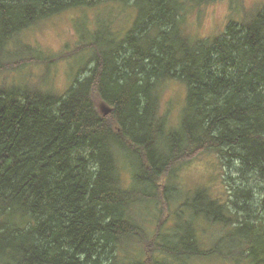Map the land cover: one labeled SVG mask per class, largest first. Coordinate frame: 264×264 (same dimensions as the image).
<instances>
[{
	"label": "trees",
	"instance_id": "obj_1",
	"mask_svg": "<svg viewBox=\"0 0 264 264\" xmlns=\"http://www.w3.org/2000/svg\"><path fill=\"white\" fill-rule=\"evenodd\" d=\"M106 1L137 7L135 24L121 39L86 44L97 53L84 78L63 94L45 80L0 82V264H189L217 254L264 264V215L240 207L234 215L241 197L207 191L192 206L231 227L221 243L235 250L199 249L196 224L187 245L157 241L132 257L153 233L140 211L159 204V192L168 198L164 179L190 157L234 158L245 179L264 184V6L222 34L192 38L185 12L214 0H0V78L17 69L14 40L24 42L32 26ZM172 82L186 87L176 124L162 98ZM156 235L164 241L166 229Z\"/></svg>",
	"mask_w": 264,
	"mask_h": 264
},
{
	"label": "rangeland",
	"instance_id": "obj_2",
	"mask_svg": "<svg viewBox=\"0 0 264 264\" xmlns=\"http://www.w3.org/2000/svg\"><path fill=\"white\" fill-rule=\"evenodd\" d=\"M263 6L264 0H214L198 4L185 12L187 35L192 38L215 37L224 33L232 22H242L250 12ZM136 9L137 7L133 5L106 1L95 8L66 10L58 17L32 26L27 31L24 42L17 45V40H14L13 48L17 56L9 64L16 65L17 69L9 71L4 76L5 79L0 78V82L12 80L14 83L20 81L43 85L42 81L45 80L48 82L45 85L53 92L63 94L75 78H84L93 66L97 50L87 47L91 40L95 42L99 39L104 43L107 35L117 39L125 37L130 27L135 24ZM185 96L186 87L181 83L172 82L162 92L163 105L172 124L179 120ZM96 101L101 113H104L108 107L103 101L99 99ZM169 102L172 107L168 106ZM238 167L240 168V165L234 158L226 160L213 153L203 154L197 158L190 157L169 179H164L163 184L167 185L170 191L166 198L168 200L166 201L163 192H159L161 202L155 207L149 204L146 209L140 211L141 216L138 220L153 230V233L143 235L144 242L135 243L136 246L132 248L135 254L132 257L139 255L143 258L145 253H139L141 249L146 252L148 248H158L157 241L165 242L166 248H172L177 244L187 245L189 236L194 232L198 234L196 224L202 228L199 235L202 236L201 241L205 243V246H200L199 249L204 251L218 248L221 254L235 250L237 244L229 240L221 243V238L229 234L231 227H224L218 222L214 224L197 215L192 203L201 191H207L220 201L233 198L231 195L235 193L242 201L236 198L238 207H232L234 215L239 207L242 212L248 210L247 212L252 215H264L262 200L264 184L260 181H250L252 176L245 179L242 175L245 171L240 169L241 174ZM124 176L125 184L128 185L130 182L127 181L131 179L130 172L126 171ZM241 188L246 191L245 196H242L243 191L239 193ZM184 202L191 206L185 207ZM165 229L167 233L165 240L160 241L156 233ZM165 263L173 264L168 260ZM189 264L236 263L217 254L196 256L195 260H189Z\"/></svg>",
	"mask_w": 264,
	"mask_h": 264
}]
</instances>
